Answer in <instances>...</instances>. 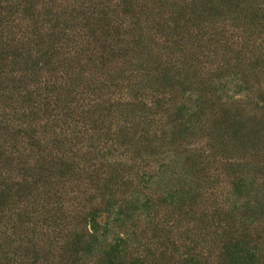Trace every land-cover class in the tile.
Masks as SVG:
<instances>
[{"label": "rangeland", "instance_id": "rangeland-1", "mask_svg": "<svg viewBox=\"0 0 264 264\" xmlns=\"http://www.w3.org/2000/svg\"><path fill=\"white\" fill-rule=\"evenodd\" d=\"M0 264H264V0H0Z\"/></svg>", "mask_w": 264, "mask_h": 264}]
</instances>
